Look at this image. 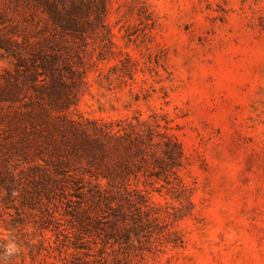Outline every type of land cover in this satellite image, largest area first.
<instances>
[{
	"label": "rangeland",
	"instance_id": "rangeland-1",
	"mask_svg": "<svg viewBox=\"0 0 264 264\" xmlns=\"http://www.w3.org/2000/svg\"><path fill=\"white\" fill-rule=\"evenodd\" d=\"M106 21L114 53L87 70L70 114H166L184 153L178 175L191 188L192 206L163 182L137 183L152 202L181 209L172 229L182 244L162 246L148 264H264V0H108ZM120 54L134 63L131 78L113 70ZM11 68L0 52V75ZM9 134L2 124L0 167L13 168L21 157ZM10 213L0 218L5 254L29 263L32 251L34 264H46L31 249L40 239L31 218ZM46 261L63 264L57 253Z\"/></svg>",
	"mask_w": 264,
	"mask_h": 264
},
{
	"label": "trees",
	"instance_id": "trees-1",
	"mask_svg": "<svg viewBox=\"0 0 264 264\" xmlns=\"http://www.w3.org/2000/svg\"><path fill=\"white\" fill-rule=\"evenodd\" d=\"M107 15L108 0H0V52L12 59L0 75V126L21 157L0 167V218L30 217L40 237L31 249L46 264H54L51 253L63 264H148L162 246L179 247L172 225L181 209L152 202L141 180L165 183L192 206L166 114L109 121L70 114L87 70L114 53ZM120 56L113 70L131 78L134 63ZM3 244L0 264H34L32 251L27 263Z\"/></svg>",
	"mask_w": 264,
	"mask_h": 264
},
{
	"label": "clouds",
	"instance_id": "clouds-1",
	"mask_svg": "<svg viewBox=\"0 0 264 264\" xmlns=\"http://www.w3.org/2000/svg\"><path fill=\"white\" fill-rule=\"evenodd\" d=\"M7 251L10 254L12 251H14V246L13 245H8Z\"/></svg>",
	"mask_w": 264,
	"mask_h": 264
}]
</instances>
